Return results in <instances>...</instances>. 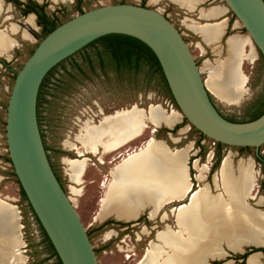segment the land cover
<instances>
[{
  "label": "rangeland",
  "instance_id": "rangeland-1",
  "mask_svg": "<svg viewBox=\"0 0 264 264\" xmlns=\"http://www.w3.org/2000/svg\"><path fill=\"white\" fill-rule=\"evenodd\" d=\"M22 1L25 2L26 0ZM34 1L37 2V0ZM121 1L122 0H74V2L70 4L62 0H40V2L37 3L45 9L51 19L55 18L56 22L61 24L80 15V12L84 13L102 6L119 4ZM124 2L127 4H135L134 0H124ZM4 4L3 14L0 18V30L4 31L13 42H18L22 46L12 48L9 51V55L11 56L10 59L0 58V60L6 64V66L4 65L5 67H3L2 63H0V201L7 204L11 214L17 218L18 235L19 241L21 242L20 251L24 259L23 264H56V258L53 257L51 252L47 249L48 245L44 242L45 238L40 226L28 202L24 199L18 180L14 175L13 168L9 162L5 135L6 108L15 76L39 42L36 41V43H31L25 40L22 37V29L20 27L19 30L21 32L12 33L9 31L11 25L16 24L17 21L25 22L27 15L22 13V7L20 6L18 7L13 3L7 2ZM218 6L226 8L222 0H206L199 5V9L206 10ZM154 8L161 14L167 13L172 24L182 34L200 68L201 76L205 80V83L209 79V67L205 64L207 62L212 67H217L223 75V78L227 76L225 69L233 59L227 40L230 37L239 36L244 38L247 35L240 25L238 27V22L230 11L227 10L225 15L215 20L211 21L208 19L209 21H207L199 18L198 9L189 13L186 9H182L168 0H161L160 4ZM224 18H226L227 21L225 35L221 39L222 41L220 40L216 44L219 53H215L210 46L203 42L200 36L196 35L188 28V26H192L194 23H196L197 26H201L206 23L221 22ZM36 23L38 24V21H36ZM40 33L42 34V31ZM93 51L94 48H89L83 52L76 53L70 60L71 62L67 63L65 74L63 72L64 68H62V70H56L51 75L46 86L51 89L52 96H48L47 99L52 103H43L40 106L39 115L41 133L47 148V155L50 156L61 178L67 196L73 199V204L76 207L81 222L87 230L95 252L97 251L96 256L99 264H132L133 262L129 263L131 261L130 259L127 260L123 258V254L126 256L131 255L133 251L140 254V249L137 244H135L137 250L134 249L132 245L131 247H121L122 244L118 243L119 247L117 248V243H112L107 247L105 252L101 251L100 247L103 246L104 232L101 233L100 231L99 221L114 217L111 215L107 218L101 216L102 205L110 182V169L107 168L111 166L114 167L123 160L127 154L147 146L150 141L160 142L170 151L186 150L187 155H189L188 161L191 181L194 184L193 188L195 190L207 184L210 186L211 192L215 193L213 180L214 177L217 176L224 158L227 156H232V165L235 169L240 163L247 164L252 161L254 170L257 174L256 188L253 195L257 200L249 202L253 208L264 211V204L261 206L256 205L259 200L264 202V171L260 164L256 163L255 151L253 148L241 151L240 148L224 146L219 149L217 143L214 145L210 139L202 137L196 129L185 121L175 104L163 92L158 84L156 85L155 82L150 84L147 83V76L141 75L139 84L136 85L134 83L133 85L132 82L130 83L129 79L126 78L123 80L121 77L118 78L112 73L109 74L111 79L108 80L106 78H99L87 67H84L81 72L72 66L76 64L84 65L86 56L92 55ZM244 58L242 72L246 78V83L243 87V92L240 94L241 97L239 100L228 104L216 97L213 93L211 94L216 108L225 117L238 122L250 120L255 113L261 110L262 100H264V67L262 66L260 56L252 42L251 45L245 48ZM59 80L61 82H59ZM100 107H112V111L117 112L115 114L101 116L100 118L98 117L100 121L97 124H94L90 120L84 121L85 119L81 113H84V111H99ZM133 107L135 111L133 110L130 115L139 116L142 126L144 124L146 125L143 134H140L118 150L110 152L109 150L103 151L101 149L96 154L89 152L84 154V157L87 158V167L79 181L73 182L72 178H75L77 168L73 167L71 162L84 158L79 157L77 151L81 150L85 152L91 150L84 147L78 139V137L83 134L86 125L96 128L107 117L131 111ZM177 112L182 117L180 122L174 120ZM89 115L93 117L91 112H89ZM181 129H185L187 132L185 134H180ZM176 140L178 141L176 142ZM127 147H132L133 150H128L124 156L122 155L120 159H116V164H107V161L111 160L113 156L115 157V153ZM259 152L260 155L264 157V146L260 147ZM210 155L211 159L209 161L208 158ZM218 157H220L221 160L216 167ZM195 160L199 162L204 182L196 180V177L200 173L193 169ZM99 163L104 165L100 166ZM102 174H104V177H102ZM106 179L108 181L101 187V182ZM71 189L78 190L79 193L74 194L71 192ZM143 213H145V211ZM170 221H167L166 224H164L165 221H163L164 223L159 222L152 224V227L155 228L153 231L154 235H152L153 240L155 238L154 236H156L155 234L163 230L166 225L172 226L173 223ZM107 235H110V238L113 236V233L106 234V239H109ZM148 249L149 246L147 250L143 252L144 255L147 253ZM222 249L225 254L221 257L209 258L207 264H246V262H242V260L237 259V257L244 255V253H252L251 251L253 249L259 250L261 248L248 246L244 248V253H232L228 251L225 246H222ZM1 254H3V252L0 248V256ZM10 255L11 253L7 252L6 258L0 259V264H13ZM138 262L139 261L134 264ZM261 264H264L263 257L261 259Z\"/></svg>",
  "mask_w": 264,
  "mask_h": 264
},
{
  "label": "bare ground",
  "instance_id": "bare-ground-1",
  "mask_svg": "<svg viewBox=\"0 0 264 264\" xmlns=\"http://www.w3.org/2000/svg\"><path fill=\"white\" fill-rule=\"evenodd\" d=\"M62 1L71 3L69 0ZM170 1L192 13L197 5L206 0ZM226 13L227 8L221 6L200 9L199 18L212 21ZM2 14L3 4L0 1V18ZM195 24L188 28L200 36L215 53H219L216 44L225 35L226 18L213 25ZM26 25L29 31L31 27ZM9 31L19 32L18 24L11 25ZM227 43L233 55L225 69L227 76L223 78L219 69L207 62L209 79L205 84L211 94L229 104L237 102L243 92L246 83L242 72L244 52L251 45V40L248 35L244 38L237 36L230 37ZM12 44L13 40L0 30V58H11L9 51L13 48ZM134 107L131 111L107 117L96 128L86 125L78 139L91 152L78 150L79 157H84L88 152L96 154L101 149L110 152L118 150L143 134L146 125L142 126L139 116L130 115ZM181 118L177 112L174 120L180 122ZM186 132L181 129L180 134ZM188 156L186 150L170 151L164 144L150 141L147 146L127 154L110 171V182L101 210L104 218L111 215L116 219L135 221L147 207L151 208V218H156L167 204L181 203L180 207L172 210L176 226L173 228L166 225L158 231L155 242L150 243L147 253L137 264H207L209 258L225 254L222 246L232 253H244V248L248 246H264V211L253 208L249 202L257 200L253 195L257 181L253 162L240 163L235 169L232 156L224 158L213 180V193L207 184L196 190L193 188ZM71 163L77 168L72 181L78 182L87 167V158ZM193 169L200 173L196 180L204 182L198 160H195ZM71 192L79 193L73 189ZM70 200L73 202V199ZM263 204L259 200L256 205ZM167 219L168 216L164 214L162 221ZM107 236L109 238L110 235ZM20 246L17 218L11 214L9 206L0 201V248L3 252L0 259L6 258L7 252H10L13 264H23ZM261 259V253H254L249 256L246 264H261Z\"/></svg>",
  "mask_w": 264,
  "mask_h": 264
},
{
  "label": "water",
  "instance_id": "water-1",
  "mask_svg": "<svg viewBox=\"0 0 264 264\" xmlns=\"http://www.w3.org/2000/svg\"><path fill=\"white\" fill-rule=\"evenodd\" d=\"M222 1L264 59V0ZM16 24L27 29L24 21ZM29 32L39 43L15 76L6 108V145L20 188L61 264L99 262L76 207L49 162L37 100L48 73L97 39L115 34L145 44L160 64L177 109L194 129L224 146L253 148L256 159L262 160L264 113L247 122L224 118L182 34L158 11L134 4L107 5L71 18L46 37Z\"/></svg>",
  "mask_w": 264,
  "mask_h": 264
},
{
  "label": "trees",
  "instance_id": "trees-1",
  "mask_svg": "<svg viewBox=\"0 0 264 264\" xmlns=\"http://www.w3.org/2000/svg\"><path fill=\"white\" fill-rule=\"evenodd\" d=\"M7 3H13L16 6H22L24 3L20 2L19 0H6ZM30 2L32 5L35 7L39 6L38 3L34 0H27ZM33 12L31 9L29 10H23L22 13L24 15H28L29 13ZM83 12H80L82 14ZM45 21L42 23L45 26V32L43 33V37H46L49 33H51L54 29H56L58 26L61 24H58L56 22V19H51L49 17L43 16ZM38 24L40 25L41 23L38 21ZM97 47V50L93 52L92 55H88L85 58V63L84 65H72L75 68H77L79 71H83L84 67H87L91 69L93 74H96L99 78H106L108 80L111 79L110 73L114 74L118 78H122L125 80L126 78L131 80V82L135 83L136 85L139 84V79L141 78V75H144L145 77H148L147 83L150 84L152 82H155V84L159 85L163 92L172 100V102L175 104L170 90L168 88L167 82L165 80V77L163 75L162 69L160 67V64L153 54V52L142 42H140L137 39H134L132 37L124 36V35H107L104 36L100 39H97L96 41L92 42L89 44L87 47L82 49L79 52H83L86 49L89 48H95ZM34 51V50H33ZM31 52V54L33 53ZM30 54V55H31ZM73 58V56L69 57L65 61L61 62L59 65H57L54 69H52L46 78L44 79L40 91L38 94V100H37V115H38V121H39V109L40 106L43 103L51 104L52 102L47 99L48 96L51 95V89L47 88L46 84L48 79L51 77V75L56 71L62 68H64V74L66 73V67L67 63L71 62L70 60ZM98 60L99 64H94L93 60ZM112 60L115 62V64H107L106 61ZM260 60L262 63V66L264 67V59L262 56H260ZM86 61L90 63V66L86 65ZM138 80V81H137ZM146 81V80H145ZM59 82H61L59 80ZM176 106V105H175ZM261 110L255 113L252 118L248 121H253L259 118L263 113H264V100H262L261 104ZM186 121V120H185ZM247 122V121H246ZM40 126V124H39ZM198 132V131H197ZM199 133V132H198ZM202 137L203 136L201 133H199ZM43 137V136H42ZM206 138V137H205ZM218 148L221 149L224 147V145L217 143ZM46 149V148H45ZM251 148H240L241 151L244 150H250ZM47 151V149H46ZM221 158L218 157L217 162H216V167L218 166ZM10 162V160H9ZM15 175V174H14ZM19 184V183H18ZM22 195L24 199L27 201L25 194L22 191ZM28 202V201H27ZM29 205V204H28ZM30 207V205H29ZM31 209V207H30ZM32 211V209H31ZM33 213V211H32ZM34 215V213H33ZM35 217V215H34ZM36 218V217H35ZM36 221L38 225L40 226V229L44 235L45 238V243L48 245V250L51 252V255L56 258V264H61L59 258L57 257V254L51 245L48 237L46 236L45 232L43 231L41 225L39 224L37 218ZM261 251L253 249L251 252L255 253ZM252 253H246L244 255L238 256L237 259H241L242 262H245L248 256ZM217 264V263H214Z\"/></svg>",
  "mask_w": 264,
  "mask_h": 264
},
{
  "label": "flooded vegetation",
  "instance_id": "flooded-vegetation-1",
  "mask_svg": "<svg viewBox=\"0 0 264 264\" xmlns=\"http://www.w3.org/2000/svg\"><path fill=\"white\" fill-rule=\"evenodd\" d=\"M19 1L24 3V5L21 6L23 10L31 9L34 13H36V15L38 17L37 21H39L41 23L40 25L43 26V30H42V35H43V32H45V30H46L45 26L42 24L45 21L43 16L49 17V15L46 13L45 9L43 7H41V5L35 7L34 5H32L27 0L25 2H23L22 0H19ZM134 1H135L134 5H138L141 7H147V8L155 10L156 8H154V7L159 5L161 0H134ZM168 1L171 2L170 0H168ZM6 2L7 1L4 0V3H6ZM136 2H138V3H136ZM119 4H127V3H125L124 0H122ZM33 12H31V13H33ZM162 15H164L167 19H169L167 13H163ZM96 50H97V47L95 46L93 52H95ZM0 63H2L3 67L6 66V64H4V62L2 60H0ZM93 63L99 64V61L95 59V60H93ZM106 63L108 65L109 64H115V62H113L112 60H108V61H106ZM86 65L90 66V63L86 61ZM130 83H131V80H130ZM133 85H134V83H133ZM133 90H134V88H133ZM89 112L92 113L93 117L91 115H89ZM95 112L94 111H84V113H81L83 115V118L85 119L84 121L90 120L94 124H97L100 121L99 118L101 116L111 115V114H114L116 111H112V107H103V108L100 107L99 111H95ZM218 112L227 120L232 121V122H238V121H235V120H232V119L225 117L219 110H218ZM89 117H90V119H89ZM84 121H83V123H84ZM40 123H41V121H40V115H39V124ZM40 130H41V124H40ZM43 142H44V139H43ZM44 146H45V143H44ZM45 148H46V146H45ZM131 149L133 150L132 147H127L126 149L119 151L118 153H115V157L113 156V158H111V160L107 161V164L108 165L116 164L115 160L120 159V157L122 155L124 156V154L128 150L132 151ZM90 156H92V155H90ZM261 158H262V160H259V159H256V157H255V160H256V163L260 164L262 170L264 171V157L261 156ZM48 159H49V162L52 166V169L54 170V173H55L57 179L59 180L60 184L63 187V184L61 182V178H60L55 166L53 165L52 160H51L49 155H48ZM88 159H90V158H88ZM104 164H105V162H104ZM104 164L99 163L100 166H103ZM112 167L113 166L108 167L107 169L111 170ZM110 170H109V172H110ZM102 177H104V174H102ZM107 181H108L107 179L105 181H102L101 187H103V185ZM193 186H194V184H193ZM180 205H181V203H179V202L173 203V204H167L164 207V209L162 210L161 214L158 215L155 219L150 217L151 208L147 207L145 210V213H143L140 217H138V219H136V221H126V220H121V219H116V218L114 219V217L113 218L109 217V218L105 219L104 221H99L100 222V225H99L100 231H101V233L104 232V234H103L104 240L102 243L103 246L100 247L101 251L105 252L107 247H109V245L112 243H117L116 244L117 248L119 247L118 243L122 244L121 247H124V246L131 247V245H132L134 247V249L137 250V248L135 247V244H137L139 249H140V254H137L135 251H133L131 253V255L126 256L125 254H123V258H125L127 260L130 259L131 261L129 263L133 262L132 264L136 263L137 261H140L144 256L143 252H145L147 250V248L151 242L155 241V238H154V240L152 238V235H154L153 231L155 230V228L152 227V224L153 223H159V222L164 223L162 221V218H163V215L166 214V215H168L167 221H170V219H171L170 222L173 223L171 227L174 228L176 226V224H175V219L173 218L171 212L173 209H175L176 207H178ZM167 221H165L164 224H166ZM105 231H108V232H105ZM107 233H113V236L110 237L109 239H106ZM127 240H128V242H127ZM258 248H261L260 249L261 251H258L257 253H261L262 257L264 258V247H258ZM120 252H122V251H120ZM252 254H250L249 256H251ZM249 256H248V258H249ZM247 259L245 261L246 263H247ZM124 262H126V261H124Z\"/></svg>",
  "mask_w": 264,
  "mask_h": 264
},
{
  "label": "clouds",
  "instance_id": "clouds-1",
  "mask_svg": "<svg viewBox=\"0 0 264 264\" xmlns=\"http://www.w3.org/2000/svg\"><path fill=\"white\" fill-rule=\"evenodd\" d=\"M37 2H40V0H37ZM69 2H74V0H69ZM38 17L36 15V13H29L27 18L25 19V23H27L31 29L33 31H35L36 33H40L43 30V26L42 25H38L36 23ZM24 39L31 42V43H36L37 39H35L27 29L24 30ZM22 45H20L18 42H13L12 47L13 48H18L21 47Z\"/></svg>",
  "mask_w": 264,
  "mask_h": 264
},
{
  "label": "built area",
  "instance_id": "built-area-1",
  "mask_svg": "<svg viewBox=\"0 0 264 264\" xmlns=\"http://www.w3.org/2000/svg\"><path fill=\"white\" fill-rule=\"evenodd\" d=\"M212 142H213L214 145L216 144V142H214V141H212Z\"/></svg>",
  "mask_w": 264,
  "mask_h": 264
},
{
  "label": "crops",
  "instance_id": "crops-1",
  "mask_svg": "<svg viewBox=\"0 0 264 264\" xmlns=\"http://www.w3.org/2000/svg\"><path fill=\"white\" fill-rule=\"evenodd\" d=\"M0 107H1V103H0Z\"/></svg>",
  "mask_w": 264,
  "mask_h": 264
}]
</instances>
